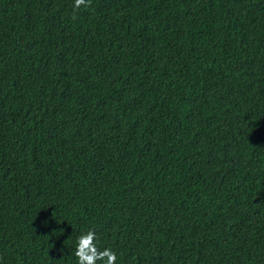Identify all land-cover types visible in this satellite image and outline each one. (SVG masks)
<instances>
[{"label": "trees", "instance_id": "trees-1", "mask_svg": "<svg viewBox=\"0 0 264 264\" xmlns=\"http://www.w3.org/2000/svg\"><path fill=\"white\" fill-rule=\"evenodd\" d=\"M88 230L264 264V0H0V264H78Z\"/></svg>", "mask_w": 264, "mask_h": 264}, {"label": "clouds", "instance_id": "clouds-1", "mask_svg": "<svg viewBox=\"0 0 264 264\" xmlns=\"http://www.w3.org/2000/svg\"><path fill=\"white\" fill-rule=\"evenodd\" d=\"M91 0H73L74 9L81 7L88 8ZM78 264H116L117 255L111 248H99L97 246V236L93 230L81 234L77 238L74 252Z\"/></svg>", "mask_w": 264, "mask_h": 264}]
</instances>
